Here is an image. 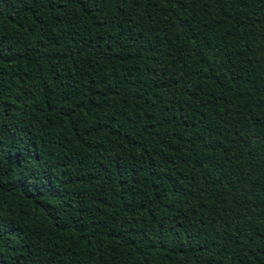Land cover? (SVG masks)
I'll use <instances>...</instances> for the list:
<instances>
[{
    "label": "trees",
    "instance_id": "obj_1",
    "mask_svg": "<svg viewBox=\"0 0 264 264\" xmlns=\"http://www.w3.org/2000/svg\"><path fill=\"white\" fill-rule=\"evenodd\" d=\"M0 264H264V0H0Z\"/></svg>",
    "mask_w": 264,
    "mask_h": 264
}]
</instances>
